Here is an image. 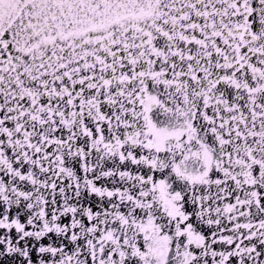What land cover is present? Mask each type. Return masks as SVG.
I'll list each match as a JSON object with an SVG mask.
<instances>
[{"label":"snow or ice","instance_id":"obj_1","mask_svg":"<svg viewBox=\"0 0 264 264\" xmlns=\"http://www.w3.org/2000/svg\"><path fill=\"white\" fill-rule=\"evenodd\" d=\"M0 264H264V0H0Z\"/></svg>","mask_w":264,"mask_h":264}]
</instances>
